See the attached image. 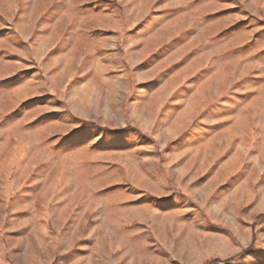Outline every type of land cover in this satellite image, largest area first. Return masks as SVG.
Returning a JSON list of instances; mask_svg holds the SVG:
<instances>
[{
  "label": "rangeland",
  "instance_id": "obj_1",
  "mask_svg": "<svg viewBox=\"0 0 264 264\" xmlns=\"http://www.w3.org/2000/svg\"><path fill=\"white\" fill-rule=\"evenodd\" d=\"M159 258L264 264V0H0V264Z\"/></svg>",
  "mask_w": 264,
  "mask_h": 264
},
{
  "label": "crops",
  "instance_id": "obj_2",
  "mask_svg": "<svg viewBox=\"0 0 264 264\" xmlns=\"http://www.w3.org/2000/svg\"><path fill=\"white\" fill-rule=\"evenodd\" d=\"M153 241L154 242H152L150 244H147L146 246H144V244H142V243L139 244L140 242L139 243H135V245L134 244H131V245L127 244L126 247H124L123 251L127 252L126 253V257L128 256V258H131V256H133L134 258H137L138 255H136V253L134 251L141 250L145 254L149 250V248L145 249V247H149L148 245H151V246L155 245L156 247H160L158 242L155 240V238H154ZM140 247H141V249H140ZM139 254H141V253H139ZM164 255H165V253L160 255L161 258H164ZM161 258H159L160 260L158 261V264H171L170 262H166V261L163 262V260ZM138 260H139V258H138ZM137 263H139V262H137ZM140 263L144 264V262H140Z\"/></svg>",
  "mask_w": 264,
  "mask_h": 264
},
{
  "label": "trees",
  "instance_id": "obj_3",
  "mask_svg": "<svg viewBox=\"0 0 264 264\" xmlns=\"http://www.w3.org/2000/svg\"><path fill=\"white\" fill-rule=\"evenodd\" d=\"M263 219V218H262Z\"/></svg>",
  "mask_w": 264,
  "mask_h": 264
}]
</instances>
